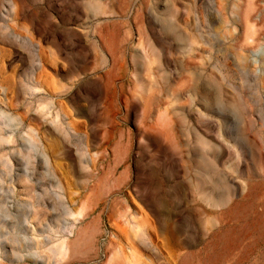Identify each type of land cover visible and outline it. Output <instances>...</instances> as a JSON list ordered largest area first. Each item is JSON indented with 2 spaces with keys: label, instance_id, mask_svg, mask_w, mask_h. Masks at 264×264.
<instances>
[{
  "label": "rangeland",
  "instance_id": "obj_1",
  "mask_svg": "<svg viewBox=\"0 0 264 264\" xmlns=\"http://www.w3.org/2000/svg\"><path fill=\"white\" fill-rule=\"evenodd\" d=\"M0 264H264V0H0Z\"/></svg>",
  "mask_w": 264,
  "mask_h": 264
},
{
  "label": "bare ground",
  "instance_id": "obj_2",
  "mask_svg": "<svg viewBox=\"0 0 264 264\" xmlns=\"http://www.w3.org/2000/svg\"><path fill=\"white\" fill-rule=\"evenodd\" d=\"M78 244V243H77Z\"/></svg>",
  "mask_w": 264,
  "mask_h": 264
}]
</instances>
